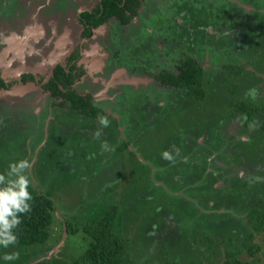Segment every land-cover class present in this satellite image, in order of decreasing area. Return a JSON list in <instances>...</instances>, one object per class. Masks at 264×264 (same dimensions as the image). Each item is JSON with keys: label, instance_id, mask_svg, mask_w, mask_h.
<instances>
[{"label": "rangeland", "instance_id": "1", "mask_svg": "<svg viewBox=\"0 0 264 264\" xmlns=\"http://www.w3.org/2000/svg\"><path fill=\"white\" fill-rule=\"evenodd\" d=\"M57 1L0 0V70L3 66L5 67L4 77L7 79L11 77L12 81L18 77L19 73L26 70V64L24 62L20 64L19 61L20 57L23 60L27 56V64L38 78L59 56V52L54 51L53 54H49L47 49H36L35 46L32 47V41L29 42L32 37L29 24L34 21L41 25L46 33L41 37L38 36L39 42L55 46L54 44L59 41L57 39L55 42L56 37H53L54 40L49 39L50 31L47 21L51 18V10H55ZM79 1L68 0L67 6H71L69 8L71 13L69 12L68 16L71 21H73L75 13L77 14L83 8ZM260 4L259 1L258 6ZM150 16L151 14L148 15V18ZM70 24L74 25H69L67 28L69 40L74 35V32L71 31L78 29L75 22ZM147 26L148 24L141 26L140 30ZM95 37L98 40L102 38L101 36ZM93 40L89 41L82 58L84 62L87 59L92 61L93 73L91 76V73L87 72L82 80V87L92 90L91 82L94 81L91 77L93 74L99 76L104 73L105 76L106 74L112 76L117 79L113 82V87L110 84L107 89L105 81L103 83L98 79V82H94L95 88L93 89L96 98L108 96L107 99L110 101L118 91L114 84L119 82L122 77L129 76V73L126 74L122 68L119 69L122 72L118 75L115 73L116 71L111 72L109 69L106 72L96 73L94 68L99 62L101 64L103 57L100 56L99 46H96ZM20 43L23 44L22 47ZM7 49H14L16 57H9V53L6 54ZM30 49L34 51L32 52ZM60 50L62 51V49ZM31 54L33 56H29ZM42 59L46 63L43 62L44 64L40 63L39 65L33 63L41 62ZM114 75L117 76L114 77ZM132 76L134 77L132 79L134 86L150 85V83L147 84L150 80L149 76L143 73L130 75V77ZM137 76L139 78L147 76L141 77L146 81L136 82ZM257 82L260 84L257 86L255 98H264V81L257 79L253 84L241 82L237 97L253 99L247 93L250 88H254ZM99 84H101V88ZM19 86L21 85L15 84L11 88L0 90V100L4 102L11 100L13 103L10 109H7L9 106L0 107V172L5 171L9 161L18 158L28 159L31 162V167L27 171L32 187L40 194L49 193L53 200L51 210L53 221L49 226L50 238L45 243L37 247H23L14 244L6 249L0 248V255L12 251L19 253L17 260L3 262V264H70L72 258L79 255L87 245L88 238L84 237L81 231L84 219L99 210L100 204L98 203L111 200L117 202L119 206L120 215L117 216L115 222V231L118 234L127 235L133 251L138 249L141 255L145 254L143 250L145 246H149L146 244V240L155 238L154 242L157 245L166 241L167 247L171 245L175 250L184 252L186 255L182 260L201 258L203 260L201 264H221L226 258L225 249L235 248L242 243L243 237L250 230L247 218L249 208L264 203V158L262 162L257 154L259 145L263 146L264 144V130L256 132L255 135L247 134L242 127L243 115L227 111L228 115L221 122L220 129L217 131L219 135L217 134L214 139H212V135L208 136L207 142L201 143L203 149L195 151L197 152L195 158L191 156L193 152L188 155L187 159L190 165L186 164V167L178 164L175 160L167 161L161 157L160 152L163 150V146H161L160 133L158 136L154 134L151 137V134L148 133L151 131L148 130V132L140 133L139 136L132 137L133 144L128 148L136 150L137 160H135V164L130 165L127 156L124 158L127 155L125 150L126 152L122 154V158L126 161L125 166L135 167L137 173L140 175L145 173L147 176L143 178V185H131L128 181L119 182L115 179L118 172L119 154L114 152L112 145L109 154L108 152L104 154L108 159L106 164L99 165L96 160L103 157L98 152L99 147L92 149L96 160L92 159L87 152V148L90 147H86V143L91 141L94 143L96 140L86 137L87 139L83 143L79 134L71 132L73 128L66 129L68 133L63 135V139H65L62 140V143H65L63 146H61V142L58 144L57 142L52 143L53 140H47L39 151H32L33 146L28 149L26 144L29 143L26 142L22 134H18L22 131L20 121L12 116L17 114L15 117H18L20 114L30 112L31 108H37V105L43 104L45 99L43 95H38L41 93V89L33 81ZM227 92L230 97L236 95L230 91H225V94ZM114 100L118 101V99ZM207 100L208 109L211 107L213 116L223 112L217 103L218 99L212 100L210 97ZM209 101L210 104H208ZM106 105L109 108L113 107L110 103H106ZM116 108L119 110L120 106L118 105ZM62 114L61 112L57 121H53L49 127L50 135L62 136L58 126L67 124V122L71 123ZM82 121L84 123L91 122L88 118ZM80 125L82 126V124ZM75 126H77L76 123ZM105 128L112 140L115 139V135L111 134L113 133L111 128ZM148 128L154 129L153 127ZM133 129L134 127L129 128L128 131L122 128V134L116 136V141L111 144H118L125 137L123 136L125 131H128L126 137H130L134 132ZM173 129L174 126L170 123L164 132L166 130L174 134ZM100 136L103 139H100ZM30 137H33V134H30ZM95 137H97L96 139L99 137V140L102 141L105 140L106 134L101 133ZM150 141H154V144L156 141L155 145L159 147L158 150L155 149L156 153L147 159L141 154L144 148L140 149V146L148 145ZM163 141L165 142V138ZM101 143L98 141V146ZM190 144L192 145V143ZM240 150H242L241 153ZM66 153L67 156H65ZM88 159L91 161L89 164L86 161ZM95 166L96 169H94ZM111 179H115V182L110 183ZM112 184H114L113 189L111 188ZM127 189L136 191L132 198L127 195ZM118 217H122V219H118ZM65 220L67 223L75 224L78 231L73 234L66 231ZM180 237L185 238L180 240ZM144 242L145 246L143 247ZM251 242L258 243L261 249L254 254H249L245 250L239 255L241 264H264V232L256 233ZM179 244L182 246H178ZM140 254L136 257H139ZM204 254H208L209 257L204 258ZM168 255L169 252L166 256ZM150 258H154V264H159L157 257L153 256H149L147 259L142 257L141 260L144 259L142 264H150Z\"/></svg>", "mask_w": 264, "mask_h": 264}, {"label": "flooded vegetation", "instance_id": "2", "mask_svg": "<svg viewBox=\"0 0 264 264\" xmlns=\"http://www.w3.org/2000/svg\"><path fill=\"white\" fill-rule=\"evenodd\" d=\"M57 2L55 10H51V18L47 19L49 39L54 40L53 37H56L55 42L59 39L55 46L39 42L38 36L46 34L44 28L35 21L29 24L32 34L29 42L32 41V47L47 49L49 54H53L54 51L60 53L54 60L55 64L51 62L45 73L38 76L39 80L36 73L30 69L22 71L12 81L11 77L8 79L4 77V66L0 70L3 82L0 90L33 81L41 89L38 95H43L45 99L43 104L31 108L30 112L20 114L18 117H15L17 114L13 116L9 114L20 121L22 131L18 134H22L29 143L26 144L28 149L33 146L32 151H39L47 140H53L52 143L58 144L61 142L63 146L65 143H62V140H65L63 135L67 132L66 129L73 128L71 132L79 134L83 143L90 137L96 140L94 143L92 141L86 143V147H90L87 148V152L94 160L96 158L92 149L99 147L98 152L103 155L96 160L99 165L106 164L108 159L104 154L106 152L109 154V151H102L98 141L110 142L107 143L114 147L116 154L117 152L119 154L115 179L119 182L128 181L131 185H143V178L147 175L145 173L140 175L135 167L125 166L124 160L127 156L130 165L135 164L136 150L128 147L133 144L132 137L139 136L140 133L150 130L148 133L151 137L160 133L163 150L172 151L173 147L178 148L174 160L186 167V164L190 165L188 155L193 152L191 156L195 158L197 153L195 151L203 149L201 143H206L208 136L212 135L211 137L215 138L217 134L219 135L217 131L228 115L227 111L243 115L242 127L247 134L255 135L256 132L264 130V98L237 97L241 82L253 84L255 79L264 81L263 0H80L83 8L75 13L73 21L68 16L71 13L69 9L71 6H67L68 0ZM71 22L77 24L78 31H71L74 35L69 40L67 28L74 25L70 24ZM146 24L148 26L141 31L140 27ZM95 36L102 38L98 40ZM92 40L99 46L100 56L103 57L101 64L99 62L94 68L96 73L109 69L111 72L116 71L118 75L122 72L119 71L120 68L126 74L129 73V76L122 77L114 84L118 91L110 101L107 99L108 96L96 98L93 89L94 82H98V79L101 82L105 81L107 89L110 84L113 87L112 84L117 79L112 76L107 74L105 76L104 73L99 76L93 74L91 78L94 82L90 81L93 84L92 90L82 87V80L87 72L91 73V76L93 73L92 61L82 60L84 51ZM21 45L23 44L20 43ZM8 56L16 57L14 50L10 51ZM58 65L64 68L66 74L65 85L58 84L62 92L72 90L82 97L81 103H89L87 109L95 108L98 113L75 114L71 100L66 95H53L51 89L43 87L54 77V70ZM138 73L149 76L147 84L150 85L134 86L132 83L134 77L130 75ZM141 77L137 76L135 81L143 83L140 81L145 79ZM259 84L257 82L254 89H257ZM99 85L101 88V84ZM225 91L236 95L230 97ZM210 97L212 100L218 99L217 103L223 110L222 113L212 115L211 107L208 109L207 106V99ZM6 101L0 100V107L9 106L7 109H10L13 103L11 100ZM106 103L113 107H107ZM118 105L119 110L116 108ZM246 108L249 110H245ZM61 112L71 123L58 126L62 136H52L48 133L49 127L53 121H57ZM99 115L109 119L107 127L111 128L113 132L111 134L115 135V139L112 140L105 127L98 125ZM86 118L91 122L84 123L82 120ZM170 123L174 126V134L166 130L164 132ZM132 127L134 132L127 138L126 133ZM122 128L128 130L123 133L125 137L118 144H111L116 141V136L122 134ZM97 131L99 134H106L105 140L100 141L99 137L96 139ZM30 134H33V137H30ZM100 139L103 137L100 136ZM153 142L140 146V149L144 148L142 152L140 151L141 154L147 159L154 155L155 149L159 147L155 145L156 141L155 144ZM125 150L127 155L122 158ZM257 154L261 157L260 148ZM86 161L87 164L91 163L89 159ZM115 179H111L110 183L115 182Z\"/></svg>", "mask_w": 264, "mask_h": 264}, {"label": "trees", "instance_id": "3", "mask_svg": "<svg viewBox=\"0 0 264 264\" xmlns=\"http://www.w3.org/2000/svg\"><path fill=\"white\" fill-rule=\"evenodd\" d=\"M65 76L66 74L64 68L58 65V67L54 70V77L50 78L49 82L44 84L43 87L51 89L53 95H66L68 99L71 100L72 108L74 109L73 113L75 114L83 112L98 113L95 108L87 109V106L89 107V103H81L80 99L82 97L74 93L72 90H68L67 93L62 92L58 84L64 83ZM2 84L3 82L0 78V85ZM63 85H65V83ZM245 110H249V108H246ZM212 139H214V136ZM123 146L125 147V144ZM259 148L261 150V157L259 158L263 162L264 144L263 146L259 145ZM241 152L242 150H240V153ZM111 186L113 189L114 184ZM29 191L32 193V200L30 202L31 210L27 213L20 214L21 223L15 229L17 234V241L15 244L23 247H37L45 243L50 238L49 226L53 221L51 211L53 208V200L49 193L46 192L44 194H40L32 187V185H30ZM127 192V195L131 196V198L136 193V191L134 192L133 190L130 191L128 189ZM98 204H100L99 210L86 217L81 225V231L84 234V237L87 236L88 238L87 245L79 255L72 258L70 264H142L144 260H141L142 257H146L147 259L149 256L157 257L159 264H201L203 261L201 258L182 260L186 255L184 252L175 250V248H172L173 246L171 247V245L167 247L168 243L166 244V241L157 245L154 242L155 238H153V240L151 238L146 240V244L149 246H145L144 242V255H141L138 249L133 251V247L131 246V241L128 236L121 233L120 235L115 231V222L117 216L120 215L118 203L111 200L100 202ZM247 218L250 224V230L247 232V235L243 237L241 244L237 245L235 248L225 249L226 258L221 264H241L239 255L245 250L249 254H254L256 251L261 249L258 243H253L251 241L256 233L264 232V203L261 205L251 206L247 212ZM118 219H122V217H118ZM64 223V228L69 233L73 234L78 231V227L75 224L70 222L67 223L66 220ZM184 238L185 237H180V240H183ZM206 238L208 239V237ZM153 243L155 244L153 245ZM180 245L181 244L178 246ZM168 252L169 255L166 256ZM139 254L142 256L141 259L140 256L136 257ZM203 256L204 258L208 257V255L205 254ZM150 259L151 261L149 260V263L154 264V258Z\"/></svg>", "mask_w": 264, "mask_h": 264}, {"label": "clouds", "instance_id": "4", "mask_svg": "<svg viewBox=\"0 0 264 264\" xmlns=\"http://www.w3.org/2000/svg\"><path fill=\"white\" fill-rule=\"evenodd\" d=\"M255 98L256 89L250 88L247 93ZM98 125L107 127L109 119L104 115L97 117ZM99 136V131L96 132ZM102 151H111L112 148L107 142H102ZM179 149L173 147L172 151L162 150L160 155L167 161H174L175 153ZM31 162L26 158H18L9 161L4 172H0V248H8L17 241L15 229L21 223V215L31 210L32 193L29 191L31 185L28 169ZM19 258L16 251L4 252L0 255V264L3 262L15 261Z\"/></svg>", "mask_w": 264, "mask_h": 264}, {"label": "water", "instance_id": "5", "mask_svg": "<svg viewBox=\"0 0 264 264\" xmlns=\"http://www.w3.org/2000/svg\"><path fill=\"white\" fill-rule=\"evenodd\" d=\"M3 22H4V21H3ZM3 22H2V24H3ZM3 25H4V24H3ZM22 46H23V45H21V47H22ZM3 47H5V46H3ZM2 50H3V48H2ZM30 50H32V49H30ZM30 50H29V51H30ZM4 51L6 52V50H4ZM10 51H13V49H7V53H6V54H8ZM33 51H34V50H32V52H33ZM61 52H62V51H61ZM34 55H37V54H34ZM29 56H33V55L31 54V55H29ZM17 57H18V56H17ZM57 58H58V57H57ZM57 58H55V59H57ZM21 59H22V58L20 57V61H22V62L19 61L20 64L24 62V64H26L25 69H26V70H29V69L32 70V68L29 67L28 64H27V62H28V61H27V56H26L25 59H23V60H21ZM43 61H44V60L42 59L41 62L36 61V62H33V63H34L35 65H39L40 63H43ZM52 63L55 64V61H52ZM3 72H4V71H3ZM18 75H19V74H18ZM18 85H22V84L20 83V84H18Z\"/></svg>", "mask_w": 264, "mask_h": 264}, {"label": "bare ground", "instance_id": "6", "mask_svg": "<svg viewBox=\"0 0 264 264\" xmlns=\"http://www.w3.org/2000/svg\"><path fill=\"white\" fill-rule=\"evenodd\" d=\"M14 49L16 50V49H17V47H16V48H14ZM14 49H13V50H14ZM97 49H98V48H97Z\"/></svg>", "mask_w": 264, "mask_h": 264}]
</instances>
